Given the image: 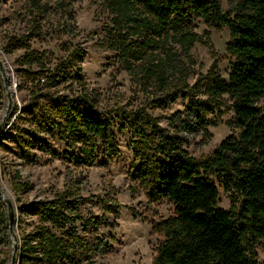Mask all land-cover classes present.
<instances>
[{"label": "trees", "instance_id": "1", "mask_svg": "<svg viewBox=\"0 0 264 264\" xmlns=\"http://www.w3.org/2000/svg\"><path fill=\"white\" fill-rule=\"evenodd\" d=\"M10 1L15 0L0 4ZM104 1L111 15L107 46L131 80L158 90L162 96L155 101L161 105L187 100L169 119L172 133L144 109L118 112L139 145H132L138 162L131 177L147 189L151 202L165 199L174 207L172 216L155 225L163 240L152 264H256L255 246L264 241V112L257 106L264 97V0H240L228 12L219 0ZM24 2L27 25L22 32L5 33L1 48L5 56L20 52L13 73L28 91V100L13 110L11 130L41 157L55 156L54 146L61 144L68 163L107 165L118 156L117 141L110 117L86 88L84 50L62 42L63 54L56 56L42 48L49 36L43 28L50 8L43 0ZM194 18L208 29L228 30L230 62L225 77L212 66L189 85L190 51L201 41ZM3 92L0 77V98ZM223 97L230 102L238 133L228 135L208 157L195 159L178 135L205 132L203 118ZM19 179L14 172L16 194L29 186ZM217 183L229 194L230 210L218 207ZM97 203L102 216L84 213L85 201L76 187L17 207L16 264H94L107 256L111 244L100 230L112 226L108 216L119 207L110 200ZM0 244L11 246L1 206ZM0 252V264H9V254Z\"/></svg>", "mask_w": 264, "mask_h": 264}, {"label": "rangeland", "instance_id": "2", "mask_svg": "<svg viewBox=\"0 0 264 264\" xmlns=\"http://www.w3.org/2000/svg\"><path fill=\"white\" fill-rule=\"evenodd\" d=\"M50 8L45 19L43 31L45 37L42 45L34 46L52 51L56 56L63 54L60 44L67 42L70 46H79L84 50V60L81 72L85 79L86 88L97 99L98 107L108 114L113 123V131L117 141L118 156L105 166L95 163L91 167L75 166L63 159L64 152L61 144H55L56 155L48 158L22 143L12 131L14 108L17 111L28 100V91L20 87L13 73V61L20 54L16 52L5 56L1 52L5 33L22 32L27 25L24 0L10 1L0 4V61L5 66L8 77L12 106L9 115L0 128V191L11 201L15 217L19 216L21 204L44 198H51L54 193L79 187L80 195L85 204L84 213L102 216L98 199L110 200L118 205L116 215L108 216V221H114L108 229L100 231L108 237L111 252L98 259L94 264H152L156 247L163 237L155 231V225L173 215L172 203L165 199L151 202L148 191L138 181L131 177L137 157L133 154L135 137L125 128L118 115L119 109L135 111L144 109L157 125L173 132L169 125L170 118L182 111L187 105L186 99L178 98L175 102L159 104L155 99L161 98L156 89L139 87L122 69L117 61V53L107 46V30L111 27V15L104 0H43ZM240 0H219L223 12L232 11ZM68 15H72L71 28ZM194 31L201 37L190 51L194 65H188L190 76L187 81L192 85L196 78H203L214 66L220 76L227 74L230 57L226 53L229 33L226 28L208 29L199 19L193 20ZM73 35V36H72ZM191 66V67H190ZM169 91L168 93H170ZM205 99V95L199 96ZM257 106L264 112V97ZM7 108L6 92L0 98V124ZM12 117V118H11ZM206 131L197 133H179L184 141L186 152L195 159L208 157L218 144L230 134H237L233 126V116L230 102L223 97L218 101L212 114L203 120ZM195 123V122H192ZM10 127V130L8 128ZM135 146L136 143H135ZM139 146V145H138ZM137 146V147H138ZM140 153L144 152L138 148ZM34 155V156H32ZM19 172L21 184H28L26 190L14 193L13 174ZM218 207L230 210L232 205L228 193L218 185ZM0 206L7 212L4 201L0 198ZM107 216V215H105ZM30 219V218H29ZM32 220V219H30ZM29 220V221H30ZM23 226V224H21ZM16 241L19 240L20 230L15 224ZM12 244V239L10 237ZM0 251H6L9 256L12 246H2ZM4 249V250H2ZM256 264H264V241L255 246ZM1 255V252H0Z\"/></svg>", "mask_w": 264, "mask_h": 264}, {"label": "water", "instance_id": "3", "mask_svg": "<svg viewBox=\"0 0 264 264\" xmlns=\"http://www.w3.org/2000/svg\"><path fill=\"white\" fill-rule=\"evenodd\" d=\"M5 66L3 65L2 62H0V77L2 79V83H3V87L4 90L7 87V79L5 78L3 71H4ZM8 98H10L8 104H7V108H6V112L4 117L2 118V122L0 124V128L2 126V124L5 122L7 116L10 113L11 110V106H12V97L8 95ZM0 198L4 201L5 205H6V209H7V217H8V229H9V234L10 237L12 239V253L10 256V262L9 264H16V260H17V241H16V237H15V213H14V208L13 205L11 203V201L8 198H3L1 191H0Z\"/></svg>", "mask_w": 264, "mask_h": 264}, {"label": "bare ground", "instance_id": "4", "mask_svg": "<svg viewBox=\"0 0 264 264\" xmlns=\"http://www.w3.org/2000/svg\"><path fill=\"white\" fill-rule=\"evenodd\" d=\"M1 62V61H0ZM3 74H4V76H5V78L7 79V87L5 88V92H6V98H7V104H8V102H9V100H10V98H8V95L9 96H11V93H10V91H9V85H8V77H7V75H6V73H5V69H4V71H3ZM6 112V111H5ZM2 196H3V198H7V196L3 193L2 194Z\"/></svg>", "mask_w": 264, "mask_h": 264}]
</instances>
